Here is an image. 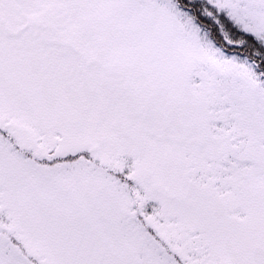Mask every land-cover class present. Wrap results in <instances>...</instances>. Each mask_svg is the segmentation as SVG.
<instances>
[{"label": "snow or ice", "instance_id": "obj_1", "mask_svg": "<svg viewBox=\"0 0 264 264\" xmlns=\"http://www.w3.org/2000/svg\"><path fill=\"white\" fill-rule=\"evenodd\" d=\"M0 264H264V0H0Z\"/></svg>", "mask_w": 264, "mask_h": 264}]
</instances>
